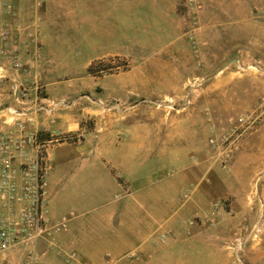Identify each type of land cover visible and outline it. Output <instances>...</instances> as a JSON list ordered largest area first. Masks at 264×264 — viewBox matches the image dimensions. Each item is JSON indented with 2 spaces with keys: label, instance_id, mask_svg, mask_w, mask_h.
<instances>
[{
  "label": "rangeland",
  "instance_id": "374dc122",
  "mask_svg": "<svg viewBox=\"0 0 264 264\" xmlns=\"http://www.w3.org/2000/svg\"><path fill=\"white\" fill-rule=\"evenodd\" d=\"M18 1L27 22L36 0ZM200 2L202 9L194 23L193 14L182 0H159L156 28L153 25L152 28L127 26L126 53L93 60L87 59L93 53V47L88 51L81 43L86 44L88 40L101 43L106 35L99 30L90 37L89 25L87 29L86 23L71 22L69 12H60L54 7L44 12L41 8V20H45L47 26L34 33L40 37V55L43 52L41 39H50L52 45L48 49L55 55L51 56L53 60L46 61V65H53L52 69L57 71L52 77H45L46 81L41 79L40 96L50 99L45 84L51 80L76 88L77 91L70 95L54 99L57 106L59 103V109H70L77 115L83 126L81 132L104 133L116 142L122 134L120 119L147 118L154 112L159 118L174 116L188 120L191 128L204 127L200 143H206L209 159L204 174L206 214L191 218L187 222V231L181 234L180 240L186 248L198 249V253H186L183 262L264 264V172L257 173L253 182L250 180V187H246L247 159H235L242 145L227 165L215 160L210 151V138L226 131L239 115L251 110L264 95L263 47L255 48L252 43L255 37L262 35V30L253 26L251 16L253 8L257 13L263 12L264 0ZM83 11L85 13V7ZM104 12L91 14L101 16ZM149 15L144 13L142 17L148 19ZM258 18L264 21V16L258 15ZM191 28L195 31L196 47L188 37ZM30 29L29 25H22L19 36L25 38L33 32ZM236 79L237 83L234 82ZM177 127L181 132L180 125ZM261 139L263 141L259 143L264 145V131ZM146 140L142 146L143 161L150 160V141ZM118 176L123 178L120 173ZM98 177L101 174L88 180L93 184V187L87 185L89 193L100 191L96 184ZM136 184L137 181H132L131 187ZM130 199L124 187L111 183L108 188H102L100 197L93 203L71 202L63 209L66 213L80 214L79 218L84 219L101 212L118 218L123 217L127 209L138 208L128 202ZM252 203L259 212L253 221L247 218V204ZM211 204L214 210L221 207V216H215L213 210L210 212ZM197 223L200 224L199 236L192 228ZM110 227L116 228L114 221ZM158 238L165 242L167 235L163 233Z\"/></svg>",
  "mask_w": 264,
  "mask_h": 264
},
{
  "label": "crops",
  "instance_id": "0c3cea01",
  "mask_svg": "<svg viewBox=\"0 0 264 264\" xmlns=\"http://www.w3.org/2000/svg\"><path fill=\"white\" fill-rule=\"evenodd\" d=\"M17 1L13 6L19 14L20 27L29 25L33 32L46 29L47 22L41 20V8L45 12L49 7L69 12L71 22L86 23L87 29L88 24L92 32L90 37L99 30L103 32L107 36L103 42L88 40L86 44L81 43L88 51L93 47L88 60L123 55L126 53L127 26L152 28L153 25L156 28L158 21L159 0H36L27 22L25 11ZM98 11L106 12L101 16L91 14ZM262 11L257 13L256 8L252 9L253 26L262 30V35L255 37L252 43L255 48L262 46L264 55V21L258 18V15L264 16V8ZM144 13L150 14L148 19L142 17ZM49 40L41 39L43 52L35 59L31 56L33 44L29 50L23 46V60L28 65L22 71L14 69L9 60L2 62L0 133L14 126L16 116L12 110L24 107L31 116V127L44 137L53 134L73 137L47 150L46 215L53 228L61 221L66 222V227L46 233L38 241L30 239L0 251V264H71L73 252L77 253L76 260L72 259L76 264H185V254L198 253V249L186 248L181 236L187 231V222L191 218L206 214L204 174L209 159L206 143H200L205 128H191L188 120L174 116L159 118L154 112L147 118L120 119L123 128L117 142L104 133L81 132L83 126L70 109H59V103L52 108L54 99L70 95L77 91L76 88L51 80L45 84L50 98L44 100L43 106L47 108L41 109V99L35 100L33 82L36 80L41 84V79L46 81L45 77H52L57 71L52 69L53 65H46V61L53 60L51 56L55 55L48 49L52 45ZM24 88H30L27 90L30 97L27 95L25 99L20 94ZM186 123V130H183ZM263 131L264 123L244 140L235 158L236 161L243 157L247 159L246 187H250V180L253 182L257 173L264 172V145L259 143ZM146 138L150 141V160L143 161L141 153ZM97 174H101L96 183L100 191L89 193L87 185L93 187V184L88 180ZM132 181H137L134 187H131ZM111 183L124 187L126 195L131 196L128 202L138 208L127 209L123 217L101 212L88 219L63 209L71 202L93 203L100 197L102 188H108ZM255 205L247 204V218L251 221L259 216ZM212 210L215 216L222 215L221 207L214 210L211 204L210 212ZM112 221L116 224L115 229L110 227ZM192 228L199 236L200 224ZM163 233L167 240L160 242L158 237Z\"/></svg>",
  "mask_w": 264,
  "mask_h": 264
},
{
  "label": "built area",
  "instance_id": "2783aa9c",
  "mask_svg": "<svg viewBox=\"0 0 264 264\" xmlns=\"http://www.w3.org/2000/svg\"><path fill=\"white\" fill-rule=\"evenodd\" d=\"M182 2L193 14L194 23H197L198 13L202 9L200 0ZM19 33V14L12 0H0V68L2 62L9 60L14 69L24 70L28 63L23 60V46L29 50L33 44L31 56L33 59L40 56L41 43L37 35L29 32L28 36L22 38ZM188 37L196 47L194 29L188 30ZM29 89L21 90L24 99L27 95L30 97V93L27 94ZM32 89L35 90V100L41 99V109L47 108L43 106L45 99L40 96L41 84L35 80ZM53 103L52 108L57 104ZM12 112L16 116L14 126L0 133V251L30 239L38 241L44 234L66 227V222L61 221L53 228L46 215L47 150L73 137L63 134L44 137L31 127L28 110L20 107ZM263 123L264 95L251 110L239 115L226 131L210 138V151L215 160L223 165L229 164L244 140ZM70 258L76 260L77 253H71ZM72 259L71 264H76Z\"/></svg>",
  "mask_w": 264,
  "mask_h": 264
},
{
  "label": "trees",
  "instance_id": "16d2710c",
  "mask_svg": "<svg viewBox=\"0 0 264 264\" xmlns=\"http://www.w3.org/2000/svg\"><path fill=\"white\" fill-rule=\"evenodd\" d=\"M42 134V133H41ZM43 136V135H42Z\"/></svg>",
  "mask_w": 264,
  "mask_h": 264
}]
</instances>
